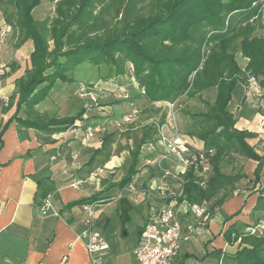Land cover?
I'll list each match as a JSON object with an SVG mask.
<instances>
[{"label":"trees","instance_id":"16d2710c","mask_svg":"<svg viewBox=\"0 0 264 264\" xmlns=\"http://www.w3.org/2000/svg\"><path fill=\"white\" fill-rule=\"evenodd\" d=\"M261 1L60 0L55 2V17L37 21L33 11L42 0H0L6 24L23 37L24 43L33 44L23 77L14 79L16 91L9 97L5 111L16 110L0 126V138L13 122L19 129L36 130L46 139L72 128H95L96 123L86 124L88 112L96 107L91 103V107L85 105L74 116L65 118L36 109L59 82L74 83L75 71L83 64L107 67L104 81L127 75L135 80L138 90L118 103L134 105L142 100L148 107L163 101L174 103L183 97L203 100L204 93L216 90L214 102H205V110L185 113L195 131L190 135L204 143L213 171L206 189L189 172L181 200L199 205L206 202L212 217L234 196L237 184L248 178L243 169L234 176L225 175L222 164L228 160L231 163L235 156L252 160L258 165L250 180L251 191L258 187L259 196L251 221L258 224L264 220V157L248 143L256 135L236 129L237 119L230 104L236 86L248 85L252 76L264 88V37L256 35L263 28ZM239 54L249 60L246 69L239 66ZM0 70L4 71L0 75L3 80L18 71L16 67ZM21 111L24 118L19 116ZM141 130L140 135L128 138L131 145L119 149L130 154L128 173L120 182L123 187L132 183L140 171L143 146L158 141L155 123ZM115 137L116 132L103 136L101 147L93 150L82 174L91 175L109 163ZM100 200L98 194L71 205ZM249 226L236 222L225 232L227 243H239V249L227 255L224 264H264V236H247Z\"/></svg>","mask_w":264,"mask_h":264},{"label":"crops","instance_id":"0c3cea01","mask_svg":"<svg viewBox=\"0 0 264 264\" xmlns=\"http://www.w3.org/2000/svg\"><path fill=\"white\" fill-rule=\"evenodd\" d=\"M237 61L242 69H246L248 59L239 54ZM14 79V76L0 79V126L15 112L13 109L5 111V101L15 93ZM121 80L112 81L118 83ZM260 87L261 97H257L247 84H238L233 91L230 110L237 119V130L256 135L248 143L264 157V110L261 111L264 108V88L261 84ZM160 104L163 109L165 102ZM95 108L90 112L97 110L95 115L99 118L108 116L106 112L109 107ZM159 113L151 124L163 118V111ZM88 121L86 124L89 126ZM94 123L96 126L102 125L100 121L91 124ZM103 126L107 131L89 143L82 140L80 132L70 133L69 130L46 139L36 130L19 129L15 122L4 132L0 138V264H93L80 238L86 229L84 205L71 204L98 194L102 200L95 208L93 226L104 236L109 250L97 264L135 263L134 250L141 232L154 212L166 203L161 189L175 190L177 185L171 178H164L157 165L164 154L163 147L157 141L142 148L140 171L133 180L136 185L140 180L141 185L136 187V191H131L129 185H120L130 164V155L126 154V150L120 157H115L113 153L109 163L100 168L104 169V173L114 175L117 170L127 166L126 175L119 182L106 180V189L97 188L99 183H96V189L92 190L87 185L94 184V173L82 174V170L93 150L101 147L103 136L118 131L115 125L112 129ZM186 136L198 149L204 150L202 141ZM243 159L235 156L231 166H236L242 160L239 168L249 177L243 180L247 184L253 180L258 164ZM162 166L174 170L170 162H163ZM189 172L198 178L195 170ZM82 175L87 178H81ZM76 181L83 184L74 188L72 183ZM237 187L234 196L216 209L206 225L188 212L181 201L178 202V216L189 238L183 242L173 264H224L226 256L237 251L239 243L229 245L224 237L225 232L236 222L252 225V208L259 196L256 193L258 187L255 191L241 190L238 184ZM110 197L116 198L110 200ZM47 198H50L52 207L43 214L40 207ZM241 207L240 214L230 219ZM188 225L195 228L191 234L186 230Z\"/></svg>","mask_w":264,"mask_h":264},{"label":"built area","instance_id":"2783aa9c","mask_svg":"<svg viewBox=\"0 0 264 264\" xmlns=\"http://www.w3.org/2000/svg\"><path fill=\"white\" fill-rule=\"evenodd\" d=\"M4 71L0 70V75ZM248 88L257 97H261V87L259 81L255 77H250ZM90 90V91H89ZM81 89L78 92L80 98L86 101V106L90 103L97 106V97L92 93L91 89ZM144 93V92H143ZM6 105L9 99L5 101ZM166 117L163 121L156 124L158 144L163 147L164 154L157 161V165L162 172L164 178H171L177 185L175 190L161 189L162 196L166 199V203L154 212L153 217L141 232L138 246L134 250V264H173L178 256L182 244L189 238L185 235V228L178 216V202L183 199L185 193L186 175L190 170H195L200 180V187L206 189L207 171L211 165L210 154L204 150L198 149L188 138L181 135L178 128V108L177 102L165 103ZM163 110V115L165 112ZM142 110L136 105H132L131 109L125 113L118 121L115 127L118 131L123 132L125 126L130 125L140 115ZM107 129L101 126L89 127L87 129L75 128L70 133L81 134L85 143L93 141L100 134H104ZM163 162H170L174 166V170L164 168ZM104 173V169L95 172L92 177H97ZM83 184L82 181L72 183V187L79 188ZM131 191H136L135 181L129 184ZM50 198H47L40 207V211L46 214L52 207ZM100 201L86 204L83 209L85 212L86 229L81 233L80 238L84 241L89 258L93 264L100 262L109 250V244L104 236L95 230L93 226L95 218V208ZM187 209L202 225H206L211 217L206 204H190L186 200H181ZM186 230L189 234L193 233L195 228L188 225ZM247 236H264V220L258 224L250 225L246 230Z\"/></svg>","mask_w":264,"mask_h":264},{"label":"rangeland","instance_id":"374dc122","mask_svg":"<svg viewBox=\"0 0 264 264\" xmlns=\"http://www.w3.org/2000/svg\"><path fill=\"white\" fill-rule=\"evenodd\" d=\"M7 1V0H5ZM60 0H55L54 2L51 0H42L41 5L38 8H35L33 11V16L37 21H43L47 18H53L55 17V2ZM261 2L264 3V0ZM264 14V7L262 10V15ZM263 18V17H262ZM264 19V18H263ZM256 35L259 37H264V27L261 29H258L256 32ZM33 49V44L29 41L24 43L23 37L20 36L18 33H15L13 29L6 24L5 16L3 13V9L0 6V68H4L5 71H10L13 67L17 68V72L13 74L14 77L22 76L25 73V69L28 66L29 61V55ZM108 73V69L105 66L101 67H95L90 64H83L79 66L74 74L75 82L71 84H62L58 83L57 86L54 88L53 91H51V95L49 98L41 103L36 109L40 113L48 114L49 116H58V117H70L77 114L79 111H81L85 105L89 104L83 101L80 96L78 95L79 90L91 89L92 93L97 97V109H100L101 107H109L107 109L108 112L106 114L108 116L105 117H98V115H95L97 113V110L89 111V123H93L96 121H100L102 125H105L106 127H110L111 129L114 128V124L116 120L118 121L119 118H121L125 113H127L132 105L129 103L127 104L126 101L122 103H118V101L122 99H126L128 95H131L132 91H137L138 86L133 78L130 76H123L120 78L122 79L120 82L116 83L112 80H106L102 78L103 76H106ZM12 77V76H11ZM253 77V76H252ZM258 81L259 79L255 77ZM92 82V84L90 83ZM94 82V83H93ZM16 91V89H15ZM90 91V90H89ZM216 97V90H212L210 92H206L203 94L202 99L203 100H187L186 97L181 98L180 100H177V108H178V115H177V121H178V128L182 136L187 137L186 135H190V133H194V128H192V122L190 118L185 114L187 112H197L205 110V102L213 103ZM162 103V102H161ZM137 106L142 110L141 114L138 115V117L128 126H125V129L131 128L128 130L117 131L116 137H115V145L113 146L112 152L114 153V156H121V154L124 153V151H120L121 148H126L127 145H131L132 140H128V138H134L137 135H140L143 127L146 125H149L154 121V117L158 116L159 111H163L161 108L160 103H156V105H149L146 107V102L142 100H136L134 102V106ZM91 107V106H90ZM95 108V109H96ZM16 108H13V111H15ZM264 108H261V111H263ZM264 112V111H263ZM166 108L164 115L162 114V117L159 121L153 122L155 124H158L160 121H163L166 117ZM19 116L24 118L23 111L19 113ZM98 117V118H97ZM264 120V119H263ZM75 129V128H72ZM71 129V130H72ZM130 132V134H126ZM43 135V134H42ZM147 151V150H146ZM145 151V153H147ZM126 154H129V151L126 150ZM245 160V159H243ZM229 161V160H228ZM223 163L221 168V171L227 175V176H234L236 175L241 168V162L242 160L238 161V164L236 166L232 167L231 163L229 162ZM127 166H124L123 168L117 170L114 175H111V173H103L97 177L94 178V184H88L87 186L91 187L92 190L96 189L97 185L96 183H99V186L97 188L99 189H106L108 181H120L127 173ZM213 164L210 165L207 171V180L209 179L210 175L213 171ZM254 176V174H253ZM264 177V176H263ZM81 178L86 179L87 176L82 175ZM89 178V177H88ZM249 179V177L247 178ZM246 179V180H247ZM90 182V181H89ZM141 185L140 180L137 182V186ZM240 185L241 190H251V184L248 182L246 184L245 181H241L238 183V186ZM243 188V189H242ZM112 198L116 197H110L109 199L112 200ZM223 206V205H222ZM243 209L241 207L236 214H240V211ZM233 215V216H234ZM237 248V251L238 252ZM232 253V254H235ZM231 254V255H232Z\"/></svg>","mask_w":264,"mask_h":264}]
</instances>
